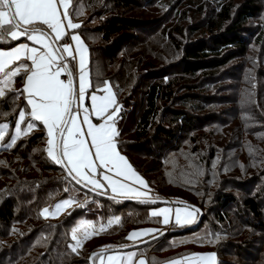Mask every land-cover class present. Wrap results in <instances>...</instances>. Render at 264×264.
<instances>
[{
    "label": "trees",
    "instance_id": "16d2710c",
    "mask_svg": "<svg viewBox=\"0 0 264 264\" xmlns=\"http://www.w3.org/2000/svg\"><path fill=\"white\" fill-rule=\"evenodd\" d=\"M163 1L171 2L165 19L158 8ZM77 4L83 14L73 12V19L82 24L77 31L91 54L90 92H101L99 88L108 82L122 106L117 123L119 150L157 192V200L183 202L204 214L199 225L198 219L184 227L164 225L151 211L170 205L114 200L76 184L47 156V135L37 122V129L22 136L15 147L0 148V156L9 154L19 163L31 161L26 168H13V160L0 159V184H5L0 186V264H90L84 255L89 248L94 249V264V254L109 245L113 247L104 254L136 251L150 261L155 258L158 264L201 250L214 251L218 264H264V185L240 180L213 189L207 176L201 179L188 167L172 169L176 159L193 160L196 154L205 172L212 171L215 150L209 153L200 147L198 134L212 119L208 111L214 105L213 93L223 87L220 70L246 56L249 36H255L254 42L264 51V32L257 34L246 27L259 15L262 4L259 0H244L239 5L236 0H73V8ZM182 8L184 12H179ZM148 14L157 20H147L144 16ZM197 17L205 19L197 25ZM168 18L170 25L164 21ZM201 30L208 37L193 39ZM24 40L0 47L7 49ZM169 61L173 62L170 66ZM16 103L23 106L25 100L20 97ZM0 111L12 113L0 116V124L9 123L3 142L8 143L15 135L19 109L8 102ZM43 142L39 157L34 151ZM138 158L152 166L143 170ZM35 163L40 174L55 177L54 183L45 179L41 184L33 178ZM228 185L245 189L247 197L241 201L228 192ZM198 197L202 198L200 205L194 202ZM70 198L77 201L70 214L57 222L43 218L44 208ZM115 216L121 218L120 225L84 241L83 251H71L70 229L76 220L101 224ZM145 229H160L163 234L135 244L127 239L131 231ZM167 252L175 254L161 256Z\"/></svg>",
    "mask_w": 264,
    "mask_h": 264
},
{
    "label": "snow or ice",
    "instance_id": "6c2138e0",
    "mask_svg": "<svg viewBox=\"0 0 264 264\" xmlns=\"http://www.w3.org/2000/svg\"><path fill=\"white\" fill-rule=\"evenodd\" d=\"M73 12L77 16L83 14L79 4L73 8V0H0V45L21 38L31 42L7 49L0 47V106L11 102L14 109H19L15 113L18 116L15 135L8 143L3 142L9 123L0 124V148L15 147L22 136L37 129L39 122L46 130L47 156L64 168L76 184L100 195H107L110 190L114 200L120 197L155 204L157 199L151 195L148 182L118 150L117 123L122 106L111 84L105 82L99 88L104 95L91 94L90 108L84 106L92 87L89 49L79 34L69 31L82 27L74 22ZM17 77L23 81L21 89L15 88ZM21 96L25 100L23 106L16 103ZM10 114L0 111L2 117ZM93 117L99 122L94 123ZM75 203L74 198L64 199L52 212L44 208L42 215L55 217ZM199 211L185 204L182 208L153 210L151 216L162 217L160 222L164 225L174 223L184 227L197 222ZM114 224H121L119 216L108 219L99 228L87 222L73 228L72 240L76 243L70 246L71 251L77 253L84 241ZM81 232L79 239L77 234ZM157 234L162 235V230L145 229L133 231L127 239L135 244L144 235L155 239ZM112 247L104 246L100 253L94 254V259L100 264H158L155 258L149 261L143 254L137 259L136 252L105 256L104 251ZM164 264H216V253H193Z\"/></svg>",
    "mask_w": 264,
    "mask_h": 264
},
{
    "label": "rangeland",
    "instance_id": "374dc122",
    "mask_svg": "<svg viewBox=\"0 0 264 264\" xmlns=\"http://www.w3.org/2000/svg\"><path fill=\"white\" fill-rule=\"evenodd\" d=\"M243 1L244 0H236V4L239 5V2L242 3ZM259 2L262 4V10L256 18L249 21L246 25L248 29H251V32L254 31L257 34L261 31L264 32V0H259ZM164 4H168V7ZM170 7V1H163L162 6L158 7L161 12V18L167 16ZM184 10L185 9L182 8L179 12H184ZM176 14L179 15V13ZM150 15L152 14H148V16L144 17L151 21L157 20L155 18L156 16L152 17ZM191 19L194 22V19ZM204 19L205 18L203 17H197L195 18V23L198 25V23L202 22ZM164 21L167 25L172 23V20L169 18ZM146 22L148 23L149 21ZM148 29L151 30V27ZM189 36L188 40L190 38ZM200 36L208 37V34L201 30L198 35H192V38L194 39ZM250 37L251 36H249L248 52L246 56L241 59H235L228 66L220 70L218 75V77H220L219 83L222 84L223 87L213 93L214 101L212 104L214 105H210V109L208 111V116L212 119L209 120L208 127L202 133L198 134L200 147L206 151L208 150L209 153L211 150H215V159L213 161L212 171L205 172L204 166L199 163L200 159L195 153V157L192 158L193 160L188 157L181 156L176 159L174 167H172V169L186 168V170L188 167L193 173L198 174L201 179L207 176L209 178V182L207 184L212 185L213 189L218 188L219 184H221V186L222 184H238V182H241L240 180L243 182L252 180L250 184L264 185V51L260 44L254 42L255 36L252 39ZM181 56L182 55H180L178 59H173V62L179 61ZM170 62L171 61H169L167 65L169 64L170 66V64H173V62ZM212 87L213 85L211 88ZM214 89H216V86ZM136 98L138 101L139 96L137 95ZM213 117H215V119H213ZM44 148L45 143L43 142L37 146L34 153L39 154ZM38 156L40 157L41 155L39 154ZM0 159L12 161L13 157L7 154L0 156ZM13 161V168L17 166L26 168L27 165L29 166L31 164V161H28L27 163H19L17 160ZM32 161L34 160L32 159ZM137 163L138 165L143 166V170L152 166L151 163L144 165L142 160L139 158L137 159ZM33 165H35V167H32V170L34 171V174H32L33 178L41 180V184H43V180L45 179L54 183L53 178L55 177H52L53 175L44 173L40 174V172H38V168H40L38 167V163ZM200 167H202V169ZM35 169L37 170L36 172ZM226 180H230V182H227ZM204 183L206 184V182ZM3 184H0V186L5 185ZM228 192H233V194L240 198L241 201L248 195L245 189L238 188L233 185H228ZM151 195L153 197L157 195L158 197L157 192L154 190H151ZM201 200V197L196 199L194 198V202L197 205H200ZM213 204L215 203L213 202ZM75 205L76 204H73L71 207L62 210V212L55 217L49 215L45 218L44 215L42 216L47 221L57 222L60 221L62 217L67 216L74 209ZM54 206L48 207L50 212L54 211ZM202 214H204L203 211H199L197 215L198 222ZM232 218H234L233 220L237 222L234 215H232ZM107 221L101 224H106ZM85 222L95 225L96 228H99L101 225L93 223L86 218H80L75 221L70 229L71 239L72 229ZM132 232L133 231H131V233ZM131 233H129V235ZM77 236L79 239H82V232L78 233ZM149 237L150 235H144L143 237L138 238L136 242L145 241ZM72 241V245H74L76 242L74 240ZM82 247L78 249H82L83 251ZM23 248L27 249L28 246H24ZM93 250L94 249L91 248L84 250V255H86L87 260L90 259ZM186 250L187 249L184 248L181 249V251ZM196 253L215 252L212 250H201ZM173 254L175 253L167 252L161 256L169 258V256H172ZM176 260H182V258ZM218 262L219 260L216 254V264H218Z\"/></svg>",
    "mask_w": 264,
    "mask_h": 264
},
{
    "label": "crops",
    "instance_id": "0c3cea01",
    "mask_svg": "<svg viewBox=\"0 0 264 264\" xmlns=\"http://www.w3.org/2000/svg\"><path fill=\"white\" fill-rule=\"evenodd\" d=\"M69 31H74L75 33H77V34H79L80 36H81V38L84 40V42H85V44L88 46V49H89V45H88V43H87V41L85 40V38L77 31V30H69ZM21 39H23V38H21ZM66 39H67V37H66ZM21 43H29V44H31V42H29V41H27V40H24V41H22ZM90 62H91V54H90V49H89V78H90V81H91V84H92V79H91V71H90ZM63 78V77H62ZM23 87V81L22 80H19V81H16L15 82V88L16 89H21ZM92 88V87H91ZM91 88L90 89H88V93H87V95H86V98H85V101H84V106H87V107H89L90 108V105H91V101H90V96H91V94H93L92 92H90L91 91ZM113 89V88H112ZM114 91V90H113ZM96 95H104V93L103 92H94ZM21 97H23V96H21ZM24 98V97H23ZM93 122L94 123H97V122H99L98 120H97V118H95V117H93ZM45 132H46V130H45ZM118 150H119V147H118ZM120 151V150H119ZM120 153L122 154V155H124L121 151H120ZM125 156V155H124ZM126 157V156H125ZM127 158V157H126ZM127 160L129 161V163L132 165V163L130 162V160L127 158ZM133 166V165H132ZM134 168V167H133ZM135 169V168H134ZM136 170V169H135ZM137 172V171H136ZM138 173V172H137ZM139 174V173H138ZM140 175V174H139ZM141 176V175H140ZM142 177V176H141ZM143 178V177H142ZM144 179V178H143ZM145 180V179H144ZM146 181V180H145ZM136 186H138V185H136ZM150 188V187H149ZM108 194H110L111 196L113 195L111 192H110V190H109V193ZM120 198V197H119ZM162 208H172V209H176V208H181V207H174V206H165V207H162ZM159 209H161V208H159ZM155 210H158V209H155ZM162 218V217H161ZM170 224H174V223H170ZM138 231H140V230H138ZM128 252H136V251H127V252H116V253H112V254H104L105 256H109V255H116V254H120V253H128ZM137 253V252H136ZM140 255L141 254H138L137 253V259L140 257ZM144 256V258L145 259H147V260H149V258L147 257V256H145V255H143ZM92 261H93V259H92ZM150 261V260H149ZM95 264H100V262H99V260L98 259H96V261H95Z\"/></svg>",
    "mask_w": 264,
    "mask_h": 264
},
{
    "label": "water",
    "instance_id": "95a60500",
    "mask_svg": "<svg viewBox=\"0 0 264 264\" xmlns=\"http://www.w3.org/2000/svg\"><path fill=\"white\" fill-rule=\"evenodd\" d=\"M88 189V188H87ZM92 192H94V193H96V194H98V192H95V191H92ZM98 195H100V194H98ZM102 196H106V197H111L112 198V196H107V195H102ZM117 200H121V201H128V202H132V201H137V200H132V199H121V198H116ZM157 202H161L162 204H165V205H171V206H174V207H184V205L186 204V203H181V202H175V201H170V200H157ZM186 205H189V204H186ZM192 206V205H191ZM195 207V206H194ZM195 208H197V207H195ZM198 209V208H197ZM203 216V215H202ZM202 216L200 217V219H199V222H198V225L200 224V222H201V220H202ZM92 259H93V254L91 255V257H90V264H93V261H92Z\"/></svg>",
    "mask_w": 264,
    "mask_h": 264
},
{
    "label": "built area",
    "instance_id": "2783aa9c",
    "mask_svg": "<svg viewBox=\"0 0 264 264\" xmlns=\"http://www.w3.org/2000/svg\"><path fill=\"white\" fill-rule=\"evenodd\" d=\"M63 78H65V77H63Z\"/></svg>",
    "mask_w": 264,
    "mask_h": 264
}]
</instances>
